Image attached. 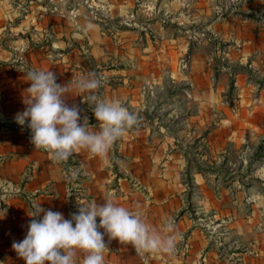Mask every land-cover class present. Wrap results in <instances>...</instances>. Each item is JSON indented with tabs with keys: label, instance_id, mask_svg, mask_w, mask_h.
Masks as SVG:
<instances>
[{
	"label": "crops",
	"instance_id": "0c3cea01",
	"mask_svg": "<svg viewBox=\"0 0 264 264\" xmlns=\"http://www.w3.org/2000/svg\"><path fill=\"white\" fill-rule=\"evenodd\" d=\"M30 70L69 86L95 74L100 100L137 115L108 165L84 150L55 163L35 149L15 121ZM89 95L64 98L95 131ZM263 132L264 0H0V264H26L12 243L34 206L70 219L77 198L109 197L158 233L170 219L177 241L173 254H151L105 236L104 264H264V183L253 185L264 160L248 159Z\"/></svg>",
	"mask_w": 264,
	"mask_h": 264
},
{
	"label": "clouds",
	"instance_id": "9594fccd",
	"mask_svg": "<svg viewBox=\"0 0 264 264\" xmlns=\"http://www.w3.org/2000/svg\"><path fill=\"white\" fill-rule=\"evenodd\" d=\"M27 78L29 98L15 121L20 126L27 122L35 149L47 152L55 163L84 150L108 165L114 144L138 124L137 115L119 100H100L94 94L102 86L95 74L81 77L71 86L57 83L52 71L30 70ZM72 89L90 93L88 100L94 105L91 111L97 121L92 127L97 130H91L79 105L67 103L65 94ZM28 216L31 220L26 236L12 243L26 264H78L81 254L79 264H104L108 249L105 236L109 242L131 245L138 253L173 254L176 247L177 235L170 219L158 233L145 222L139 209L118 205L111 197L102 203H83L77 198V211L70 219L41 205L34 206Z\"/></svg>",
	"mask_w": 264,
	"mask_h": 264
},
{
	"label": "rangeland",
	"instance_id": "374dc122",
	"mask_svg": "<svg viewBox=\"0 0 264 264\" xmlns=\"http://www.w3.org/2000/svg\"><path fill=\"white\" fill-rule=\"evenodd\" d=\"M100 18V17H99ZM131 18H134L133 16H131ZM101 24L104 25V22L101 20L100 21ZM133 26L137 27V28H141L143 30H145L146 32H148L150 35H153V29L151 27V25H145V26H139L138 24H133ZM189 59L188 58H182L179 62V67L180 69H182L183 71H186L189 69ZM232 80V79H231ZM233 82L234 81H230L228 84H227V89L232 91L233 89ZM260 136L263 138L261 139V144H260V147H259V151L258 153L256 154L255 152H252L254 153L253 155L250 153L248 159H252L253 161L251 162V164H249L250 166L253 165V167L259 163L256 164V161H261V160H264V132L260 134ZM242 156H244L242 154ZM258 157V158H257ZM230 162H233L235 165H237V167L235 169H238L239 168V165L241 164L240 163V160L239 158L237 157V155H233V157L231 156L230 157ZM255 162V163H254ZM262 162V161H261ZM228 168H230V166L228 165ZM251 168V167H250ZM241 169V168H240ZM263 179V180H262ZM246 182H250L251 180H245ZM264 183V178H259L258 181H256L255 183H253V185H255L256 187H261V184Z\"/></svg>",
	"mask_w": 264,
	"mask_h": 264
},
{
	"label": "built area",
	"instance_id": "2783aa9c",
	"mask_svg": "<svg viewBox=\"0 0 264 264\" xmlns=\"http://www.w3.org/2000/svg\"><path fill=\"white\" fill-rule=\"evenodd\" d=\"M93 10V9H92ZM93 15L97 18V17H100V15L98 14V11H95L93 12ZM102 84H103V81H102ZM71 194L72 195H78L79 196V190L78 189H75V188H72L71 189ZM2 208V203H0V209Z\"/></svg>",
	"mask_w": 264,
	"mask_h": 264
}]
</instances>
